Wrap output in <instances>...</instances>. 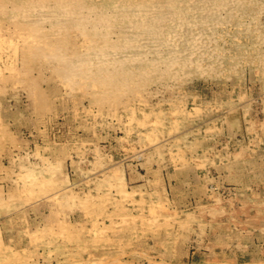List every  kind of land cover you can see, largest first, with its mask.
Here are the masks:
<instances>
[{
	"label": "rangeland",
	"instance_id": "374dc122",
	"mask_svg": "<svg viewBox=\"0 0 264 264\" xmlns=\"http://www.w3.org/2000/svg\"><path fill=\"white\" fill-rule=\"evenodd\" d=\"M33 1L0 0V264H264V0L192 11L173 68Z\"/></svg>",
	"mask_w": 264,
	"mask_h": 264
},
{
	"label": "bare ground",
	"instance_id": "6f19581e",
	"mask_svg": "<svg viewBox=\"0 0 264 264\" xmlns=\"http://www.w3.org/2000/svg\"><path fill=\"white\" fill-rule=\"evenodd\" d=\"M17 1L18 3L17 4H14L13 7L15 9H22V10H18V14L20 13L19 11H24L26 9L29 10V12H32V8L33 7H36L34 4V1L32 2V0H15ZM36 1V0H35ZM41 1V4L44 3L45 1L44 0H38L37 2ZM44 1V2H42ZM52 2V0H50ZM55 1V0H54ZM53 1V2H54ZM59 1V0H58ZM86 1V0H85ZM113 1V0H112ZM218 1H221V0H218ZM217 1V2H218ZM225 1V0H224ZM227 1V0H226ZM236 1V0H235ZM234 1V2H235ZM241 1V0H240ZM248 1V0H247ZM9 2V1H8ZM95 3V1H93ZM92 2V4H93ZM210 2V0H117L115 2H110L111 3V6H110V3H101L99 1V3H101V6L98 5V6H94L92 7L91 5H86L87 8L89 9L86 13H83V8H86L85 5H83L85 2L81 1V0H61V2H56V3H53L55 4V7L52 8V5L49 3L48 7H51V10H54V12H58L57 16L56 14L55 15V18L56 19H62L61 21H63V19L67 18V20H70L71 18L73 17H76V15H81V17L79 18L80 20H83L84 22L86 23H90L91 24V27L95 29H97L98 27L103 26V27H107L109 26V22L110 19L109 18H114V15H119L121 18L119 19H124L126 21V23L124 22V24H122L123 22H121L120 20V25H121V28H122V32H120L122 34L121 39L120 41H114V43H120L122 44V46L125 47V49H127L128 51H132V49H136V50H139L143 53V50H147V51H150L152 50V52H157V48L156 47H159L160 45L163 46V49H164V54L166 55V58L168 59L169 58V61H170V64L168 65L169 67H172L173 65H171L172 63L173 64H176L178 63V57L180 56L181 52H180V49L179 47L183 50L184 47H181L179 44H182L184 42V44L187 46L189 44V42L191 43V46L192 44H194V38L191 37L193 36L192 34H197L198 31L194 30V26H192L193 24L192 23V20L190 21L189 20V17H192V19L194 18L195 15L193 16H190L189 14L192 12V11H196L195 14L199 13V11H204L206 10L207 8L206 5ZM212 2V1H211ZM210 2V3H211ZM228 2V1H227ZM226 2V3H227ZM13 3V2H12ZM11 3V4H12ZM15 3V2H14ZM89 3V2H88ZM87 3V4H88ZM209 3V4H210ZM216 3V2H214ZM241 3V2H240ZM246 3V2H245ZM6 4V3H5ZM4 4V5H5ZM97 4V3H96ZM205 5V7H203ZM219 4V3H218ZM217 4V5H218ZM222 4V2L220 3V5ZM232 4V3H231ZM7 5V4H6ZM40 5V3L38 4ZM37 5V6H38ZM213 5V4H211ZM209 5V6H211ZM218 5V7L220 6ZM239 5V3L237 4V6ZM42 6V5H41ZM44 6H46V3L44 4ZM222 6H226L225 3L222 4ZM236 6V7H237ZM47 7V8H48ZM110 7V8H109ZM208 7V6H207ZM228 7H230L229 5L227 6L226 10H229ZM42 8V7H40ZM44 8V7H43ZM93 8V10H95V13H96V16L98 15V17H95L93 18V16H90L89 14V11H91V9ZM111 9V13L107 12L106 9ZM209 8V7H208ZM217 8V6H216ZM221 8V7H220ZM14 9V10H15ZM36 8H34L33 10H35ZM38 9V8H37ZM212 9V8H211ZM214 9V8H213ZM212 9V10H213ZM232 9V7H231ZM210 10V9H209ZM215 10V9H214ZM213 10V11H214ZM222 10V8H221ZM220 10V11H221ZM252 10V9H251ZM17 11V10H16ZM212 11V13H213ZM219 12V10H217ZM235 11V10H234ZM28 12V13H29ZM85 12V11H84ZM237 12V11H236ZM34 13V12H33ZM42 13V12H41ZM40 13V14H41ZM208 13V11H207ZM226 13V12H225ZM235 13V12H234ZM36 14V13H35ZM34 14V15H35ZM194 14V13H193ZM228 14V12H227ZM231 14V13H230ZM28 15H33V14H28ZM201 15V13H200ZM209 15V13H208ZM213 15V14H212ZM219 15V14H218ZM223 15V14H222ZM229 15V14H228ZM246 15V14H245ZM36 16V15H35ZM37 16H39V14H37ZM64 17V18H60V17ZM254 16V15H253ZM201 17V16H200ZM207 17V16H206ZM213 17V16H212ZM217 17V16H216ZM219 18V17H218ZM233 18V16H232ZM254 18V17H253ZM33 19V18H32ZM35 19V18H34ZM78 19V18H77ZM116 19V18H115ZM196 19V18H194ZM198 19V18H197ZM200 19V18H199ZM211 19V18H210ZM236 19V18H235ZM239 19H242V18H239ZM59 20V21H60ZM66 20V21H67ZM123 20V21H124ZM215 20V18H214ZM220 20V19H219ZM254 20V19H253ZM60 21V22H61ZM65 21V22H66ZM112 21V20H111ZM190 21V22H189ZM206 21V20H205ZM213 20H211L212 22ZM227 21V20H226ZM239 21H242V20H239ZM259 21V20H258ZM199 22H202L201 20ZM220 22V21H219ZM58 22L55 21V24H57ZM81 23V22H80ZM108 23V24H107ZM189 24L187 25L188 28H186L187 30V33H182L179 29L182 28V25H186V24ZM210 23V22H209ZM207 23V24H209ZM215 23V22H214ZM222 23V22H220ZM225 23V22H224ZM249 23V22H248ZM60 24V23H58ZM201 24V23H199ZM212 24V23H211ZM216 24V23H215ZM223 24V23H222ZM241 24V23H240ZM244 24V23H243ZM83 25V24H82ZM81 25V26H82ZM85 25V24H84ZM204 25V24H203ZM202 25V26H203ZM209 26V25H208ZM212 26V25H211ZM249 27V25H247ZM246 26V27H247ZM244 27V26H243ZM245 27V28H246ZM254 27V26H253ZM108 28V27H107ZM204 28V27H203ZM117 29V28H116ZM200 29V28H199ZM212 29V28H211ZM216 29V28H215ZM249 29V28H248ZM203 30V29H202ZM213 30V29H212ZM211 30V31H212ZM200 31V30H199ZM208 31V30H207ZM210 31V32H211ZM203 32V31H202ZM255 32V31H254ZM98 33L97 31H95V34ZM110 33V32H109ZM200 33V32H199ZM207 33V32H205ZM209 33V32H208ZM215 34L217 33L214 32ZM253 33V31H252ZM94 34V35H95ZM108 36L109 34L106 33ZM213 34V33H212ZM98 36V34H96ZM104 35V34H102ZM112 35V34H111ZM110 35V36H111ZM194 35V36H195ZM201 35V33H200ZM207 35V34H206ZM209 35V34H208ZM85 36V35H84ZM210 36V35H209ZM257 37V35H255ZM103 37V36H102ZM119 37V36H118ZM190 37V38H189ZM202 37V36H201ZM205 37V36H204ZM84 38V37H83ZM104 39H100L101 41V44L103 42H108L109 39H111L109 37V39L107 40V38L105 39V37H103ZM189 38V39H188ZM200 38V37H199ZM207 38V37H206ZM211 38V37H209ZM214 38V37H213ZM250 38V37H249ZM253 38V37H252ZM82 39V38H81ZM118 39V38H117ZM191 39V40H190ZM92 40V39H90ZM199 40V39H198ZM206 40V39H205ZM89 41V40H88ZM93 41V40H92ZM208 41V40H207ZM206 41V42H207ZM82 42V41H81ZM94 42V41H93ZM3 40L1 39L0 40V48L1 46L3 45ZM84 43V40L83 42ZM81 43V44H82ZM199 45L202 44V42H198ZM85 44V43H84ZM93 44V43H92ZM91 44V45H92ZM105 44V43H104ZM104 44L102 48H100V45L96 44V45H93L94 48L96 49V51H98L101 56H105V57H101V58H106V56H113V52L119 50V46L117 49H113V47H115V45L113 44V46L111 48L105 46ZM107 44H110V43H107ZM112 44V43H111ZM184 45V46H185ZM203 45V44H202ZM87 47V43L85 45ZM90 46V45H88ZM92 46V47H93ZM111 46V45H109ZM185 46V48H186ZM204 46V45H203ZM194 47V46H193ZM196 47H198L196 45ZM201 47V46H200ZM199 47V48H200ZM206 47V46H204ZM89 48V47H87ZM184 48V49H185ZM203 48V47H202ZM209 48V47H208ZM207 48V49H208ZM111 49V50H110ZM141 49V50H140ZM162 49V50H163ZM92 50V49H91ZM135 50V51H136ZM189 50V49H188ZM191 56L194 55V50L191 49ZM160 51V50H159ZM179 51V52H178ZM205 51V49L203 50ZM208 51V50H207ZM212 51V50H211ZM97 52V53H98ZM120 52V50H119ZM137 52V51H136ZM140 52V53H141ZM184 52V51H183ZM188 52V51H187ZM199 52V51H198ZM98 53V54H99ZM121 53H124V52H121ZM138 53V52H137ZM146 53V52H145ZM162 53V52H161ZM209 53V52H208ZM116 54V53H115ZM190 54H189V57H190ZM193 54V55H192ZM198 54V53H197ZM200 54V53H199ZM206 54V53H205ZM140 55V54H139ZM209 55V54H208ZM211 55V54H210ZM129 57H132L131 54L127 55ZM137 56V55H135ZM159 56V55H157ZM185 56V55H184ZM183 56V57H184ZM187 56V55H186ZM200 56L202 57V55L200 54ZM134 57V56H133ZM144 57H145V54H144ZM182 57V56H181ZM204 57V56H203ZM217 57V56H216ZM99 58V57H98ZM114 58V57H112ZM118 58V57H117ZM138 58V56H137ZM164 58V59H166ZM200 58V57H198ZM198 58H195V59H198ZM210 58V56H209ZM107 59V58H106ZM159 59V58H158ZM163 60V58H160ZM166 59V60H167ZM183 59V58H182ZM186 59V57H185ZM184 59V60H185ZM194 59V63H198L196 62L197 60ZM217 59V58H216ZM101 60V59H100ZM113 61L115 59H112ZM156 60V59H155ZM206 60V58H205ZM204 60V61H205ZM109 61V60H108ZM107 61V62H108ZM111 61V60H110ZM109 61V64H111ZM149 61H150V58H149ZM148 61V62H149ZM152 61V60H151ZM150 61V62H151ZM154 61V60H153ZM157 61V60H156ZM159 61V60H158ZM157 61V62H158ZM169 61L167 60L166 63H169ZM181 61V60H180ZM179 61V62H180ZM186 62L182 61L183 65L187 66L189 63H193L192 59H187L185 60ZM201 61V60H200ZM199 61V62H200ZM117 62V60H116ZM150 62H149V66H150ZM202 62V61H201ZM212 62V61H211ZM79 63V62H78ZM96 63V62H95ZM103 63V62H101ZM100 63V64H101ZM105 63V61H104ZM160 63V62H159ZM159 63H156L155 62V66L156 64L158 65ZM165 63V64H166ZM193 63V64H194ZM209 63V62H207ZM206 63V64H207ZM92 64V63H91ZM107 64V63H105ZM93 65V64H92ZM96 65V64H95ZM102 65V64H101ZM104 65V64H103ZM102 65V66H103ZM146 65V64H145ZM178 65V64H177ZM181 65V64H180ZM106 67V65H104ZM111 68L113 65H110ZM147 66V65H146ZM152 66V65H151ZM150 66V67H151ZM159 66V65H158ZM185 66V67H186ZM191 66V64H190ZM203 66V65H201ZM95 67V66H94ZM98 67V65H97ZM105 67H101V68H104L106 69ZM108 67V66H107ZM148 67V66H147ZM168 67V68H169ZM174 67V66H173ZM172 67V68H173ZM180 67V66H179ZM182 67V66H181ZM180 67V68H181ZM99 68V67H98ZM139 68V67H138ZM142 68V67H141ZM152 68V67H151ZM154 68V66H153ZM177 68V66H176ZM96 68H94L95 70ZM143 69V68H142ZM158 69V67H157ZM171 69V68H170ZM168 70V69H167ZM141 71V70H140ZM166 71V70H165ZM174 71V70H173ZM172 72V71H171ZM105 73V71H104ZM109 73V72H108ZM150 73V72H149ZM107 75V74H106ZM124 76V75H123ZM112 77V76H111ZM125 79V78H123ZM118 80V79H117ZM116 81V80H115ZM137 82V81H136ZM119 83V82H118ZM121 85V84H120ZM89 107V106H88ZM76 108V107H75ZM83 109V108H82ZM76 111V110H75ZM74 111V112H75ZM86 113V111H85ZM129 114V113H128ZM149 115V114H148ZM147 116V115H146ZM145 116V117H146ZM77 118V117H76ZM153 120V119H152ZM151 127V126H150ZM152 128V127H151ZM89 129V128H88ZM154 131V130H153ZM68 149V148H67ZM118 150V149H117ZM54 151V150H52ZM79 151V150H78ZM93 151V150H92ZM111 155V154H110ZM95 156V155H94ZM171 157V156H170ZM181 157V156H179ZM178 157V158H179ZM108 158V157H107ZM182 159V158H180ZM176 161V160H175ZM174 161V162H175ZM92 163V162H91ZM118 169V168H117ZM119 171V170H118ZM112 172V171H111ZM104 173V172H103ZM120 174V173H119ZM26 175V174H25ZM109 176V175H108ZM119 176V175H118ZM106 177V176H105ZM106 179V178H105ZM115 180V179H114ZM113 180V181H114ZM110 183V182H109ZM121 183V182H120ZM33 184V182H32ZM24 186V185H23ZM94 186V185H93ZM146 186V185H145ZM215 186V185H214ZM162 187V186H161ZM46 188V187H45ZM97 188V187H96ZM102 188V187H101ZM101 190V189H100ZM124 190V189H123ZM154 190V189H153ZM105 191V190H104ZM126 190H124L125 192ZM135 191V190H134ZM148 192V191H147ZM107 193V192H106ZM153 207V205H152ZM150 208V207H149ZM152 209V208H151ZM148 210V209H147ZM154 210V209H153ZM91 212V211H90Z\"/></svg>",
	"mask_w": 264,
	"mask_h": 264
}]
</instances>
